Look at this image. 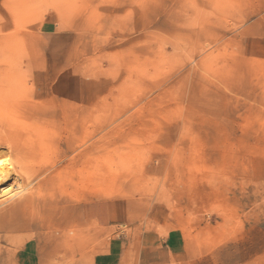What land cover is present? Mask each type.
Masks as SVG:
<instances>
[{
    "label": "rangeland",
    "instance_id": "1",
    "mask_svg": "<svg viewBox=\"0 0 264 264\" xmlns=\"http://www.w3.org/2000/svg\"><path fill=\"white\" fill-rule=\"evenodd\" d=\"M261 36L264 0H0V264H264Z\"/></svg>",
    "mask_w": 264,
    "mask_h": 264
},
{
    "label": "bare ground",
    "instance_id": "2",
    "mask_svg": "<svg viewBox=\"0 0 264 264\" xmlns=\"http://www.w3.org/2000/svg\"><path fill=\"white\" fill-rule=\"evenodd\" d=\"M5 150H0V154L3 153V151H5ZM7 153H8V151H7ZM5 155H4L3 159H5V157H7V155L6 156ZM1 158L2 157H0V195H6V194L11 193L10 191H12V188L14 186V181L16 180V177H18L17 170H19L21 168L19 165V159H18V162L16 164L11 166L10 164H8L9 161L6 162V164H5L2 162L3 159H1ZM3 161H5V160H3ZM19 203H21V202L20 201L17 202V204H19Z\"/></svg>",
    "mask_w": 264,
    "mask_h": 264
},
{
    "label": "crops",
    "instance_id": "3",
    "mask_svg": "<svg viewBox=\"0 0 264 264\" xmlns=\"http://www.w3.org/2000/svg\"><path fill=\"white\" fill-rule=\"evenodd\" d=\"M264 44V36H261V38H256L254 40H248V51L251 53H255L254 47H256L257 44ZM99 208V220H107L109 224H115L118 219V214L112 207V205H107L106 207H103V210L100 212ZM115 222V223H114Z\"/></svg>",
    "mask_w": 264,
    "mask_h": 264
}]
</instances>
